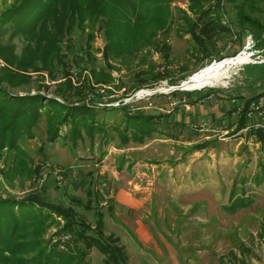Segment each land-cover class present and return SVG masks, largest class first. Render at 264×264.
I'll use <instances>...</instances> for the list:
<instances>
[{
    "label": "rangeland",
    "instance_id": "1",
    "mask_svg": "<svg viewBox=\"0 0 264 264\" xmlns=\"http://www.w3.org/2000/svg\"><path fill=\"white\" fill-rule=\"evenodd\" d=\"M17 3L0 0V14ZM187 4V0L171 1V26L168 34L163 30L157 33L159 44L141 46L133 54L125 50L119 57L106 52L103 28L87 19L83 28L73 29L60 40L51 72L39 63L36 69L22 71L29 75L30 83L17 88L3 86L13 94H39L43 100L97 106V119L106 124L124 126V112L160 113L167 115L160 124V129H166V119L186 120L191 106L183 97L178 99L183 90L173 93V86L242 54L250 57L247 63L259 58L258 51L249 47L247 36L238 39L229 34L219 35L207 54L197 52L193 38L183 28L181 11L196 20ZM226 14L221 18L233 24ZM49 28L53 29L50 22ZM7 31L1 42L15 56L21 55L27 46L24 34L13 36ZM39 31L38 26L31 32L30 44L45 48L47 42L39 40ZM245 64L236 67L223 83L210 86L218 92L194 106L189 121L184 122L188 128L175 139L152 132L143 143L130 138L121 144L118 134L110 131L92 140L84 136L75 144L60 136L51 141L43 114L32 137L22 134L0 149V196L20 199L38 193L50 202L64 203L73 194L82 203L75 207L77 216L93 227L95 202L85 192L91 171L98 175L96 189L102 192L103 201L109 202L100 204L104 232L119 239L129 264H218L219 260L223 264H241L238 260L264 264V143L256 134L248 135L249 130L259 129L254 128V113L247 117L246 128H236L238 113L234 108L243 100H231L238 88L241 94H249L243 79ZM92 67L106 71L110 82L97 84ZM143 92L148 94L138 95ZM94 101L98 103L93 105ZM121 104L123 108H119ZM194 124L200 132L191 129ZM64 131L63 125L61 134ZM44 162L64 168L63 186L51 174L42 185L36 182ZM15 167L23 170L11 180L9 170ZM233 190L245 201L230 210L227 205ZM55 217L57 222L44 237L53 239L51 243L59 244L62 251H70L74 246L71 234L62 231L64 220ZM87 259L90 264H103V254L96 248L89 251Z\"/></svg>",
    "mask_w": 264,
    "mask_h": 264
},
{
    "label": "trees",
    "instance_id": "2",
    "mask_svg": "<svg viewBox=\"0 0 264 264\" xmlns=\"http://www.w3.org/2000/svg\"><path fill=\"white\" fill-rule=\"evenodd\" d=\"M171 1L18 0L16 5L3 11L0 14V58L4 63L0 66V149L7 141L12 142L22 134L32 137L34 135L32 129L37 126L43 114L47 121L48 139L52 141L60 136L70 139L74 144L84 136L92 140L95 135L106 136L110 131L118 134L121 144H126L130 138L143 143L152 132L175 139L178 132L187 129L188 124L168 119L164 121L167 124L166 129H160L163 117L167 116L160 113L124 112L126 117L124 126L114 122L106 124L97 119V106L94 108L84 103L74 104L68 100L61 102L54 98L43 100L39 94H13L3 86L6 84L17 88L30 83L31 78L22 71L36 69L39 63L43 69L47 68L51 72L60 48V40L70 35L73 29L83 28L87 19L91 25L98 23L99 27L103 28L107 40L106 52H114L115 57L122 56L121 53L125 50L133 54L140 50L141 46L159 44L156 41L157 33L163 30L168 34L171 26ZM187 2L188 10L195 14L196 20L193 21L186 11H181L185 24L183 28L185 33L193 38L197 52L207 54L221 34L234 35L238 39L250 35L253 41L251 48L259 53L257 60L264 59V0H187ZM224 3L228 9L224 8ZM225 12L233 24L221 18ZM48 22L51 23L52 30L47 29ZM38 26L39 40L45 38L47 42L45 48L30 44L33 40L31 32ZM6 29H9L7 32L13 36L17 33L24 34L27 46L23 47L21 55L15 56L8 45L1 42ZM91 69L92 77L97 84L110 82L111 78L106 71L96 70L95 67ZM243 79L244 83L246 82L248 96L241 94L238 88V94L232 97L234 100L235 98L243 100V108L238 112L236 121V128L240 130L246 128L247 112L251 102L264 95V60L245 64ZM178 91L174 90L173 93ZM180 92L184 95H179V100L183 97V102L194 105L209 98L218 90L208 87ZM97 103L94 101L93 105ZM121 106L119 108L124 107L123 104ZM110 107L107 106L108 109H115ZM41 109L45 111H40ZM63 125L65 131L61 134ZM191 129L197 131L196 127L192 126ZM250 134H256L264 143L262 128L249 130L248 135ZM22 170L16 167L13 171L9 170V179H14L17 172L21 173ZM97 180L96 173L91 171L87 173L85 192L90 200L95 202L93 227L77 216L75 207L82 206V203L73 194L68 195L67 202L64 203L50 202L48 198L38 193L20 199L0 196V264H90L87 257L92 248L103 254V264H129L128 255L124 247L118 243L119 239L104 232L103 211L100 207L104 197L102 192L96 189ZM230 193L232 200L227 208L235 210L244 205L243 196L236 195L234 190ZM55 216H60L64 220L62 231L71 234L74 246L69 247L70 251H62L59 244L51 243L53 239L46 240L44 237L50 225L57 222ZM238 262L251 264L244 260ZM218 264L223 263L219 260Z\"/></svg>",
    "mask_w": 264,
    "mask_h": 264
},
{
    "label": "bare ground",
    "instance_id": "3",
    "mask_svg": "<svg viewBox=\"0 0 264 264\" xmlns=\"http://www.w3.org/2000/svg\"><path fill=\"white\" fill-rule=\"evenodd\" d=\"M248 57L246 54L239 55L232 59H227L222 62H219V64H216L215 66H209L206 67L199 72H197L194 76L190 77L189 82H184L181 85V89L178 90H200L205 87H212L217 86L220 83H223L229 75H231L236 67L243 65L248 62ZM253 63V62H251ZM177 90V89H175ZM141 94H148V93H138V95ZM198 125H193V127H197ZM200 132V129H199Z\"/></svg>",
    "mask_w": 264,
    "mask_h": 264
},
{
    "label": "built area",
    "instance_id": "4",
    "mask_svg": "<svg viewBox=\"0 0 264 264\" xmlns=\"http://www.w3.org/2000/svg\"><path fill=\"white\" fill-rule=\"evenodd\" d=\"M247 43L249 47L253 46V41L251 39V36H247ZM264 59L261 58L259 60L254 59L253 62H260ZM238 107L236 108L237 113L241 111L243 108V103H237ZM255 114L257 117V123H255L254 128H262L264 130V95L259 97L257 100L251 102L249 106V110L247 112V117L253 116L252 114ZM64 168L61 165L58 164H50L48 162H44L42 166L39 169V172L36 176V182L39 185H42L45 183L49 177V174L54 178L55 182L60 186H63L65 183V177H64Z\"/></svg>",
    "mask_w": 264,
    "mask_h": 264
},
{
    "label": "crops",
    "instance_id": "5",
    "mask_svg": "<svg viewBox=\"0 0 264 264\" xmlns=\"http://www.w3.org/2000/svg\"><path fill=\"white\" fill-rule=\"evenodd\" d=\"M211 97H212V96H210L209 98H211ZM206 99H208V98H206ZM206 99H204V100H200V101H198V103H196V104H194V105H191L190 107H189V105H188V107H189L190 109H189V110L187 109V111H186V115H187V116L185 115V116H186V120H181V122L189 121L188 114L191 113L192 111H194V106L199 105V104L202 103V102L204 103ZM231 100H232V101H235L234 99H231ZM190 110H191V111H190ZM212 111H220V110H218V109H217V110H214V109H213ZM222 111H223V109H222ZM100 172H101V171H100ZM100 172H99V174H104V173H100ZM100 188H101V187H100ZM108 203H109V202H108ZM108 203H106L105 201H102V202H101L102 205H103V204H104V205H108Z\"/></svg>",
    "mask_w": 264,
    "mask_h": 264
},
{
    "label": "water",
    "instance_id": "6",
    "mask_svg": "<svg viewBox=\"0 0 264 264\" xmlns=\"http://www.w3.org/2000/svg\"><path fill=\"white\" fill-rule=\"evenodd\" d=\"M189 81H190V77H188L185 81H182L180 84H183L184 82H189ZM180 86H181V85L173 86V89H181Z\"/></svg>",
    "mask_w": 264,
    "mask_h": 264
}]
</instances>
